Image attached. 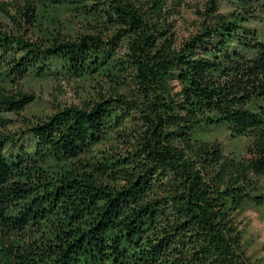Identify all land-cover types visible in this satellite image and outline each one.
Returning a JSON list of instances; mask_svg holds the SVG:
<instances>
[{
  "label": "trees",
  "instance_id": "16d2710c",
  "mask_svg": "<svg viewBox=\"0 0 264 264\" xmlns=\"http://www.w3.org/2000/svg\"><path fill=\"white\" fill-rule=\"evenodd\" d=\"M178 6L0 2V264H257L234 218L264 208V0H207L180 44ZM49 80L99 91L27 112Z\"/></svg>",
  "mask_w": 264,
  "mask_h": 264
},
{
  "label": "rangeland",
  "instance_id": "374dc122",
  "mask_svg": "<svg viewBox=\"0 0 264 264\" xmlns=\"http://www.w3.org/2000/svg\"><path fill=\"white\" fill-rule=\"evenodd\" d=\"M10 0H0L7 2ZM179 3V15L176 17L175 37L178 44L192 36L197 32L198 26L201 23V14L204 12L205 2L207 0H175ZM77 31L80 30L79 27ZM89 83H74L65 80H49L35 82L26 89L33 92L37 97V102L27 109L31 111L35 108H40L44 112H52L59 106H76L81 107L85 100H89L95 96L98 89L89 88ZM26 112H21L20 115H9V118L15 120L13 124L7 126V131L15 133V137L22 132ZM224 150L225 154L230 151L232 153L244 154V143L242 139L240 143H236L228 136H220L217 140ZM107 148V146H105ZM232 155L231 153L229 154ZM257 185L264 184V177L256 178ZM235 222L244 234L245 250L250 259L257 264H264V208L256 206H247L246 209L235 214Z\"/></svg>",
  "mask_w": 264,
  "mask_h": 264
}]
</instances>
